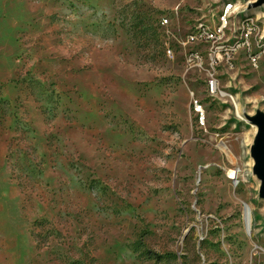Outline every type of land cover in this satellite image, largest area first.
<instances>
[{
    "label": "rangeland",
    "instance_id": "obj_1",
    "mask_svg": "<svg viewBox=\"0 0 264 264\" xmlns=\"http://www.w3.org/2000/svg\"><path fill=\"white\" fill-rule=\"evenodd\" d=\"M244 1L0 0V264H264L233 100L264 113V5L233 14L223 49L256 30L216 65L222 93L212 46H182Z\"/></svg>",
    "mask_w": 264,
    "mask_h": 264
},
{
    "label": "built area",
    "instance_id": "obj_2",
    "mask_svg": "<svg viewBox=\"0 0 264 264\" xmlns=\"http://www.w3.org/2000/svg\"><path fill=\"white\" fill-rule=\"evenodd\" d=\"M223 12L221 14L219 27L216 29H211L206 25H197L193 31H191L182 46H207L211 45V49L209 50V70L206 85L208 91L212 95H217L222 93L219 87V80L216 76L215 67L219 63V61L225 60L227 63H231L233 61L234 54H236L239 49L251 47V42L254 40L255 37V30L256 29H247L244 28L243 37L241 38L242 42H238V48L234 50L223 49V42H226L225 36L227 29L231 26V20L233 18V14L236 13L235 6L232 4H227L223 8ZM162 24L168 25L169 20L163 19ZM215 49V52H214ZM172 57H174V53L170 50ZM217 53V54H216ZM187 68H201L203 69V56L201 53L191 50L187 54ZM256 57H253V61L256 62ZM194 96V93H192ZM192 106L194 109V113L199 119V122L202 126L205 125V106L199 101L193 99Z\"/></svg>",
    "mask_w": 264,
    "mask_h": 264
},
{
    "label": "water",
    "instance_id": "obj_3",
    "mask_svg": "<svg viewBox=\"0 0 264 264\" xmlns=\"http://www.w3.org/2000/svg\"><path fill=\"white\" fill-rule=\"evenodd\" d=\"M264 5V0H258L256 3L249 5V8H257ZM250 123L258 127L254 142L251 146V157L254 160L253 172L261 181L259 196L264 198V113L258 111L254 115H245Z\"/></svg>",
    "mask_w": 264,
    "mask_h": 264
},
{
    "label": "bare ground",
    "instance_id": "obj_4",
    "mask_svg": "<svg viewBox=\"0 0 264 264\" xmlns=\"http://www.w3.org/2000/svg\"><path fill=\"white\" fill-rule=\"evenodd\" d=\"M258 0H245L243 3H241V2H239L236 6H235V9H236V11L238 12H246L247 11V8H248V6L249 5H251V4H253V3H256ZM264 7V6H263ZM260 13V12H259ZM247 28V27H246ZM233 49V48H232ZM224 95H227V94H225L224 93ZM234 100V103H236V117L237 118H240V119H242V120H244L246 123H248V124H250V125H252V127H253V133L256 135L257 134V131H258V127L255 125V124H253V123H250V121L249 120H247V118L245 117V115L247 114L244 110H243V108L241 107V104H240V102H238V100H237V98H235V99H233ZM256 107V106H255ZM251 115H253L252 113L249 115V116H251ZM249 154H250V152H249ZM252 164L251 165H253L254 164V160H252V162H251ZM254 166V165H253ZM237 176H238V171L237 172H234V171H232L231 173H230V178L231 179H237ZM246 220H247V223H248V225H251V223H252V214H251V212L247 209L246 210Z\"/></svg>",
    "mask_w": 264,
    "mask_h": 264
}]
</instances>
